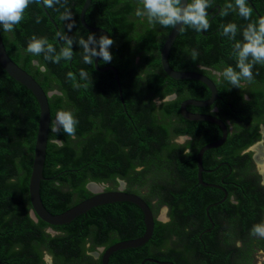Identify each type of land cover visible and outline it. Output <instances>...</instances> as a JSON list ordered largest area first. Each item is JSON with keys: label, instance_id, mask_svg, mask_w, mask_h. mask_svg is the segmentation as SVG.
Returning a JSON list of instances; mask_svg holds the SVG:
<instances>
[{"label": "trees", "instance_id": "16d2710c", "mask_svg": "<svg viewBox=\"0 0 264 264\" xmlns=\"http://www.w3.org/2000/svg\"><path fill=\"white\" fill-rule=\"evenodd\" d=\"M208 1L209 7L214 4L220 7L207 13L209 28L198 32L182 26L170 48L168 62L177 70H200L197 66L200 63L221 71L223 81L218 84L221 100L217 115L223 121L229 119L233 130L220 146L210 151L224 154L218 161L222 160L219 169L227 172L228 163L224 162L233 164L227 150L236 151L252 140L244 136L248 118L254 117V113L258 115L257 107L264 103V91L257 87L264 83V64L252 65L253 79L248 83L253 90L247 100L242 96V86L231 85L223 77V71L231 67L239 72L238 45L243 44L250 24L257 28L264 26V0H250L263 20L247 1L245 4L251 9L247 19L239 14L236 0ZM83 2L54 0L52 7L45 6L47 15L39 0H33L13 31L6 32L0 26L10 58L31 74L45 92L53 91L48 96L51 121L44 179L39 188L44 206L52 213H59L92 195L87 182H114L122 178L130 191L146 189L142 196L148 202L157 199L153 206L155 212L163 204L169 206L170 221H156L152 238L147 241L154 238L155 247L170 245L167 251L156 256L157 261L168 258L175 264H248L255 245L264 250V237L253 231L255 226L262 225L263 213L259 207L244 206L242 200L234 207L227 198L209 208L212 220H207L206 206L219 200L221 194L198 182L196 155L202 144L217 140L222 131L215 123L190 121L180 115L179 104L183 98H207L210 91L198 80L174 79L163 71L160 49L172 27L153 25L146 17L137 16V8L142 7L140 0H91L84 19L88 25L105 29L114 41L110 48L111 63L98 59V66L112 64L117 69L123 97L120 100L113 73L98 71L93 63H84V48L79 41L87 40L90 34L99 38L102 33L81 24L79 12ZM231 24H235V32L225 33V27ZM33 38L44 41L39 55L27 51ZM68 40L72 41L70 46ZM69 47L72 56L66 59L61 52ZM193 52L196 53L194 60ZM137 55L139 60L135 63ZM251 59L248 57L245 63ZM81 70L88 76L81 77ZM202 72L215 81L216 76L210 71ZM172 92L177 94L173 100L158 105L153 101V97L161 98ZM106 101L110 107H105ZM114 108L116 115L122 114L123 119L112 122L113 126L108 128L101 117ZM59 111L71 114L76 121L72 135L61 125L56 128L59 131L54 129L53 119ZM126 113L133 114V121H127ZM38 116L39 106L31 91L0 68V262L45 264L43 255L47 252L53 264H95L86 250L107 241L102 234L101 217L107 213L116 216L122 206L131 207L125 209L128 217L123 235L136 237L143 231L141 212L133 203L115 202L92 207L61 225L33 219L28 180ZM186 133L191 138L185 143L172 141L175 136ZM185 147H190V155H185ZM208 162L204 160L203 165L214 167L215 164ZM138 166L141 169L136 170ZM235 176L232 173L230 179ZM212 177L203 175L205 181H211ZM236 180L249 185L245 178ZM47 227L56 230V234L46 231ZM236 238L242 240L238 247ZM87 242H90L88 247ZM127 262L126 259L123 264Z\"/></svg>", "mask_w": 264, "mask_h": 264}, {"label": "flooded vegetation", "instance_id": "af4514ba", "mask_svg": "<svg viewBox=\"0 0 264 264\" xmlns=\"http://www.w3.org/2000/svg\"><path fill=\"white\" fill-rule=\"evenodd\" d=\"M209 3L210 2L208 1V5H209ZM217 6L218 5H216V4L211 5V7H209V10H207V13L211 12ZM138 60H139V55H137L135 57V63H137ZM33 63L35 64L36 61L33 60ZM108 65H111L115 68V66L112 64H107L105 66H108ZM197 66H198V69H200V70L193 69V70H189V71L201 72V73H203L209 77L208 73L202 72V70H206V71H210L211 74L216 76L215 81L211 77L210 78L215 83L218 97L209 106L199 107V106H194V105H187L186 108L190 112L207 113V114H211L213 116L218 117L217 114L220 110L219 109V101L221 100V94L219 93L220 89H219L218 84H219V81H221V82L223 81L222 77H221L222 73L220 70H217L215 68H210L208 66H203L200 63H198ZM102 67H104V66H102ZM106 70H110L113 73V76L115 78V74L111 69H106ZM128 73H129V71H128ZM117 74H118V71H117ZM240 84L242 85L241 89H243V91H242L243 98L245 100L249 99V92H251L253 90V86L251 85V83H248V81L246 82L245 80H241ZM257 87L259 89L261 88L264 91V83H262L261 87L260 86H257ZM209 96L207 98H209ZM176 97H177V94L175 92H172V93H169V94L162 96L161 98H159L158 96L153 97V101H155L156 105H158L161 102L170 101V100L175 99ZM190 98H193V97H185L182 99V101L190 99ZM207 98H201V99H207ZM119 99H120V97H119ZM122 99H123V97H122ZM195 99H197V98H195ZM263 102H264V100H263ZM261 105H262L261 107H257L259 114L255 115V113H254V117L252 115H250V118H248L250 120V122L247 123V131L245 132L244 139L247 138V140H248L251 138L252 140L249 141L247 144L242 145L243 147H241V148L237 147L236 151H232L229 149L227 150L229 153L228 156L230 157V159L232 160V163H233V164H231V162H229V161L224 162L226 164L228 163L227 172H222V171H220L221 169H219V167L222 165L221 164L222 160H221V162H218V161L222 158V156L224 154L220 155V153H217L214 150L210 151V149H207L204 151V153L202 155L203 170L201 173V177H202V180L204 182L211 183V184L215 185V186H206V187L211 188V189H216V190H218V192H220L221 198L219 200H216V202H218V203L224 202L228 198V200L230 201V203L234 207H236L235 205H238L241 200L245 204L244 206H246V207L247 206L259 207L260 211H262V213H263L262 214L263 217L261 220H262V225H264V103H262ZM107 106L110 107V105L108 104V101L105 102V107H107ZM179 106H180V104H179ZM245 111L247 112V111H249V109H246ZM60 114H67V113L62 112V111H59L56 113V115L53 119V121L55 123L54 129L58 128L60 125V121H58L59 120L58 117ZM239 114H241V113H239ZM121 115H116L115 108H114L113 110H110L109 114L104 113V115H102L101 119L104 122V124L108 125L109 126L108 128H110L113 126V124L110 125L112 122L119 123L123 119V117H121ZM132 115L133 114L126 113L125 117L127 118V121H128V119L133 121ZM96 118L97 117H95V120H97L99 123H101L100 119L99 118L96 119ZM190 121H193V120H190ZM223 122L226 124V126L228 128V133L229 132L231 133L233 130V125L230 123L229 119H227ZM228 133H227V135H228ZM190 138H191L190 135H188L186 133V134H180V135L175 136L172 141H174L176 143H185L187 140H190ZM203 145H205V144H202L198 149H200ZM185 148H188V147H185ZM185 148H184V152H185ZM126 150H127V148H126ZM204 160H207V162L210 161L211 163L215 164L214 167H205L203 165ZM208 164L210 165L209 162H208ZM196 165H197V163H196ZM139 169H141L140 166L136 167V170H139ZM232 173H235L237 176H235L234 178L231 177V179H230V176ZM204 174L213 175L212 179H214V180L211 179V181H205L203 179ZM236 178H245L247 181H249V185L248 186L242 185L239 181L236 180ZM90 182H95V181H90ZM88 183L89 182H87V184ZM95 183H96L95 185H98V186L100 185L102 190L108 191V190H116V189L122 188L126 192H130V193H133V194L140 196L148 204V206L151 210V213H152L153 218H154V225H155L156 221L162 222V223H167L170 221L169 206L166 204L161 205L159 210L161 208H164V209L162 210V215H158L159 210L157 212H155V208L153 207L154 204L156 203L157 199H153V200H150L148 202L146 200V198H143V196H142V194L145 192L146 189L143 190L141 188H138L137 192H134L135 190L133 191V189H132V191H130L127 188V182L122 178H116L114 182L107 181V182H101V183L95 182ZM87 184H86V186H87ZM227 185L229 186V189H228ZM209 204L213 205L214 201L209 203ZM126 208L130 209L131 207L122 206L121 208H119V211L116 212V216L115 215L108 216L109 213H107L106 215H103L101 217L100 225L102 228V234H103L104 238L107 239V241L101 243L100 245H95L91 249L86 250V253L88 255L92 256L95 264H101V257L103 255V253L111 245H114L115 243H117L119 241L135 238V236L134 237H124V235H123L125 232V230H124V228H125L124 224L126 222L125 218L128 217V214L125 211ZM137 208L141 212V218H142L141 220H142V226H143V231H144L143 213L138 206H137ZM205 212H206V210H205ZM133 213H135V212L133 211ZM207 218H208L207 219L208 221L212 220L211 216H210V218L207 216ZM214 223L215 222L212 221L211 225L213 226ZM115 229H120V231L115 232L114 231ZM154 229H155V226H154ZM154 229H153V232H154ZM210 229L211 228H206L205 230L210 231ZM46 231H48L52 234H56V232H57L56 230L52 229V227H47ZM143 231H142V233H143ZM163 232H164V234H166V231H163ZM142 233L140 235H142ZM140 235H138V236H140ZM138 236H136V237H138ZM165 237H166V235H164V238ZM150 238H152V236ZM149 240L150 239H148L147 241H149ZM154 240L155 239L153 238L152 241H154ZM147 241L139 247L126 248V249H120V250L114 251L113 253L110 254V256L108 258V264H123V261L126 259L128 260L127 264H158V263L152 262V260H156L157 259L156 256L160 255L161 252L167 251V246L170 247V245L167 244L163 247H155L154 244H152V241H150L148 243H147ZM165 242L169 243L168 241H165ZM241 244H242V240L236 238L235 239V246L238 247ZM85 246H87V247L90 246V242H87L85 244ZM155 250H159V251L155 252ZM259 250L262 251L263 249H259ZM252 255H253V253H252ZM204 258H206V257H204ZM254 258H255V255H254ZM43 259L45 261V264H53L52 257L47 252L44 253ZM263 261H264V257H263ZM158 262H159V264H175L172 260H170L168 258L163 259V260H158ZM252 264H255V261H253Z\"/></svg>", "mask_w": 264, "mask_h": 264}, {"label": "water", "instance_id": "95a60500", "mask_svg": "<svg viewBox=\"0 0 264 264\" xmlns=\"http://www.w3.org/2000/svg\"><path fill=\"white\" fill-rule=\"evenodd\" d=\"M249 2L252 6V9L257 13L259 18L261 15L257 12L256 8L252 5L250 0H245ZM40 4L42 5L43 9L45 10L46 14L48 15V11L45 9V5L43 4L42 0H39ZM186 2V0H182V3ZM188 2V0H187ZM91 0H84L83 5L79 12V20L81 24L92 31L100 32L104 35H108V32L101 28L88 25L85 22L84 14L88 6L90 5ZM220 8L219 6H217ZM262 19V18H261ZM52 20V19H51ZM263 20V19H262ZM264 23V21H262ZM180 24H177L175 28H171L167 36L165 37L161 49H160V64L163 71L174 79H194L202 82L207 86L210 91V96L207 99H195L190 98L184 100L180 103L179 112L180 115L187 119V120H203L215 123L221 128L222 134L219 139L211 141L203 145L197 152L196 155V163H197V180L203 186H215L214 184L204 182L201 177V173L203 170L202 167V155L205 150L218 147L220 146L226 139L228 128L226 124L216 116L207 113H196L190 112L187 110V105H194L199 107L209 106L211 105L215 99L218 97L217 89L213 80L208 77L207 75L197 72V71H189V70H177L170 66L168 62V55L172 43L174 42L175 38L177 37L178 33L181 30ZM109 36V35H108ZM98 59L99 57L95 58L93 64L96 70L104 71L106 69H111L115 74V80L117 82L119 97L122 100V90L119 81V77L117 74V70L111 66H98ZM0 68H2L11 78H13L18 83L25 86L31 93L34 95L38 106H39V116H38V123H37V132L34 141L33 147V158L31 163V170L30 176L28 180V195L29 201L31 204L30 214L33 219H41L42 221L46 222L49 225H61L65 223H69L76 217L81 214L86 213L92 207H96L99 205H104L107 203H115V202H130L137 205L142 213H143V221H144V231L142 235L119 241L114 245H111L106 249L101 257V264H108V258L111 253L120 249L126 248H135L143 245L153 234L154 229V218L151 213V210L148 204L138 195L126 192L122 188L116 190H102L100 185H95V182H89L87 184V188L92 191V195L89 197L77 202L76 204L68 207L67 209L59 212V213H52L50 212L43 204L39 188L40 182L44 179L43 177V165L45 161L46 155V146H47V138H48V131L49 125L51 121V114L48 102V96H50L53 91L45 92L41 85L33 78L31 74H29L26 70L20 67L16 62H14L10 56L7 54L5 46L2 41L1 33H0ZM59 121V120H58ZM94 183V184H93ZM93 184L97 186V189L91 190L90 185ZM222 201V200H221ZM220 202V201H219ZM218 202H214L216 204ZM212 204L206 206V214L209 216V208ZM209 230V229H208ZM154 262H158L157 260H152ZM1 264V262H0Z\"/></svg>", "mask_w": 264, "mask_h": 264}, {"label": "clouds", "instance_id": "9594fccd", "mask_svg": "<svg viewBox=\"0 0 264 264\" xmlns=\"http://www.w3.org/2000/svg\"><path fill=\"white\" fill-rule=\"evenodd\" d=\"M33 0H0V26L3 30L10 32L14 30L23 19L25 9L32 3ZM46 7H52L54 0H42ZM142 7L137 8L136 15L146 17L149 23L159 24L162 27L175 28L177 24L180 26H190L196 31H206L209 28L207 18L208 0H191V2H183L182 0H140ZM239 6V14L244 18H248L251 14V9L246 6L245 0H236ZM67 18V16L63 17ZM225 33L235 32V24L225 27ZM113 39L101 34L99 38L95 34H90L87 40L81 39L79 43L84 48V63L92 64L95 58L99 57L103 63H111L112 54L110 48L113 44ZM71 40L67 41L70 46ZM44 41L33 38L28 46L27 51L33 55H39L43 51ZM239 47V60L237 67L239 72L228 67L223 71V77L229 81L231 85L241 87V78L251 82L253 79L252 65L254 63L264 64V26L257 28L254 25H249L248 31L244 34V42ZM49 51L52 50V45H48ZM61 55L66 59H70L72 51L69 48L62 50ZM251 57V61L245 63ZM47 58V57H46ZM196 58V53L193 52V60ZM59 57H57V60ZM81 77H87L88 73L84 70L80 72ZM71 77L72 74L69 73ZM63 130L72 135L74 133V124L76 121L71 114H60L58 117ZM59 131V129H55ZM190 148H185V155H190ZM255 234L264 237V225H257L253 229Z\"/></svg>", "mask_w": 264, "mask_h": 264}, {"label": "rangeland", "instance_id": "374dc122", "mask_svg": "<svg viewBox=\"0 0 264 264\" xmlns=\"http://www.w3.org/2000/svg\"><path fill=\"white\" fill-rule=\"evenodd\" d=\"M144 190V189H143ZM164 208H161L160 210H159V213H158V215H162V210H163ZM174 247V246H173ZM172 247V248H173ZM176 247V249H177V247L178 246H175ZM180 249H181V247H180ZM258 249V250H257ZM259 249H261V248H259L258 246H254L253 247V249H252V252L250 253V255L248 256V264H252V262L253 261H255V264H264V261H263V257H264V251L262 252V251H260ZM252 253H253V255H252ZM254 255H255V258H254ZM47 258V257H46ZM48 259V258H47ZM257 261V262H256Z\"/></svg>", "mask_w": 264, "mask_h": 264}, {"label": "bare ground", "instance_id": "6f19581e", "mask_svg": "<svg viewBox=\"0 0 264 264\" xmlns=\"http://www.w3.org/2000/svg\"><path fill=\"white\" fill-rule=\"evenodd\" d=\"M90 187H91V190H95V189H97V186H95V185H93V184H91Z\"/></svg>", "mask_w": 264, "mask_h": 264}]
</instances>
